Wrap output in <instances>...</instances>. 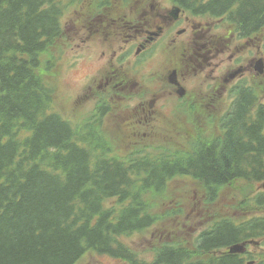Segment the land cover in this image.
I'll return each instance as SVG.
<instances>
[{
    "label": "trees",
    "instance_id": "16d2710c",
    "mask_svg": "<svg viewBox=\"0 0 264 264\" xmlns=\"http://www.w3.org/2000/svg\"><path fill=\"white\" fill-rule=\"evenodd\" d=\"M83 1L0 0V264H76L90 252L130 260L120 237L156 223L150 198L174 178L201 183L212 200L229 184L264 181V106L254 112L251 90L226 140L186 159L124 162L97 130L82 133V122L54 111L56 88L44 65L54 58L64 12ZM176 1L228 15L248 36L264 29V0ZM252 226L221 220L203 235L202 251L253 239L260 233ZM205 254L209 264H264L260 257L213 261ZM157 263L195 264L187 249L173 248L160 252Z\"/></svg>",
    "mask_w": 264,
    "mask_h": 264
},
{
    "label": "flooded vegetation",
    "instance_id": "af4514ba",
    "mask_svg": "<svg viewBox=\"0 0 264 264\" xmlns=\"http://www.w3.org/2000/svg\"><path fill=\"white\" fill-rule=\"evenodd\" d=\"M181 3L142 0L143 7L138 11L106 17L103 21L111 43L108 48L102 47V58L91 65L90 76L98 78L95 83L99 82L96 92L106 100L120 97L125 100L127 119L138 123L150 141L180 138L170 131V115L196 106L202 93L226 100L230 112L227 110L225 114L229 117L235 88L254 73V61L246 64L240 50L250 43L251 37L235 34L233 27L226 26L222 18L188 10ZM205 107L212 110L207 123L217 126L219 116L214 105ZM114 112L113 103L107 104L101 114L103 123ZM261 195L264 194L252 200L264 206V199L257 200ZM254 227L264 234V226ZM201 236L202 232L197 239ZM199 243L201 245V239ZM164 248L175 247L166 245ZM216 252L222 253L221 250ZM250 253L253 252L250 250ZM112 259L120 264H134L124 256ZM139 262L146 264L141 258Z\"/></svg>",
    "mask_w": 264,
    "mask_h": 264
},
{
    "label": "rangeland",
    "instance_id": "374dc122",
    "mask_svg": "<svg viewBox=\"0 0 264 264\" xmlns=\"http://www.w3.org/2000/svg\"><path fill=\"white\" fill-rule=\"evenodd\" d=\"M99 1L85 0L76 7L67 8L63 14V33L53 47L54 58L45 63L43 69L47 71V79L56 88L54 111L73 123L82 122V131L87 127L99 129V135L112 143L116 157L120 160H162L164 157L177 156L178 153H192L199 143L151 142L143 135L138 123H131L127 119L125 100L121 97L113 101L106 100L96 92L99 82L97 80L98 83H95L98 78L90 76L93 69L91 65H96L97 59L102 58V47L108 48L111 43L103 21L106 14L103 12L116 11L121 1L125 0H114L110 7L96 11ZM90 10L93 12H88ZM240 50L250 61L264 58V31L255 39V43L240 47ZM252 79L250 81L255 80ZM251 84L257 90L259 87L264 88V79L261 85ZM224 102H215L214 109L223 108ZM112 103L115 112L103 123L101 114L107 104ZM200 122L195 119L192 126L195 128ZM260 194H264V182L236 183L225 188L216 201L210 202L201 183L189 177L175 178L162 194L150 198L151 214L156 217V224L141 233L123 237L121 242L146 264H153L156 250L166 245L194 249L200 233L218 220L228 218L244 222L254 218L264 219V206L258 207L252 200ZM252 205L258 207V210L253 209ZM254 247L256 249L251 248L254 254L264 252V237L258 239ZM76 264L120 263L102 255L88 253Z\"/></svg>",
    "mask_w": 264,
    "mask_h": 264
},
{
    "label": "water",
    "instance_id": "95a60500",
    "mask_svg": "<svg viewBox=\"0 0 264 264\" xmlns=\"http://www.w3.org/2000/svg\"><path fill=\"white\" fill-rule=\"evenodd\" d=\"M257 70L261 73L264 71V64H263L262 60L257 63ZM230 252L231 253H243L244 247L237 245V246L231 248Z\"/></svg>",
    "mask_w": 264,
    "mask_h": 264
},
{
    "label": "bare ground",
    "instance_id": "6f19581e",
    "mask_svg": "<svg viewBox=\"0 0 264 264\" xmlns=\"http://www.w3.org/2000/svg\"><path fill=\"white\" fill-rule=\"evenodd\" d=\"M172 174V173H171Z\"/></svg>",
    "mask_w": 264,
    "mask_h": 264
}]
</instances>
